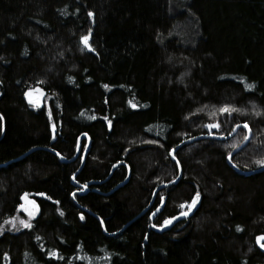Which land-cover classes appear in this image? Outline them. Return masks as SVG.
<instances>
[{
    "label": "trees",
    "instance_id": "16d2710c",
    "mask_svg": "<svg viewBox=\"0 0 264 264\" xmlns=\"http://www.w3.org/2000/svg\"><path fill=\"white\" fill-rule=\"evenodd\" d=\"M261 159L264 0H0V264H264Z\"/></svg>",
    "mask_w": 264,
    "mask_h": 264
},
{
    "label": "snow or ice",
    "instance_id": "6c2138e0",
    "mask_svg": "<svg viewBox=\"0 0 264 264\" xmlns=\"http://www.w3.org/2000/svg\"><path fill=\"white\" fill-rule=\"evenodd\" d=\"M89 15H92V13H89ZM90 36H91V32L89 31V33L83 37H81L85 47L87 48H90L92 51H95V48L92 47L91 43L89 42L90 40ZM105 87H107V85H105ZM248 88H254L255 87V84L252 83V84H248L247 85ZM41 93L43 92V89H38ZM31 89L29 90V92H26L25 95L29 97L30 99V102H33L35 103V101H32V97H31ZM131 103V102H130ZM133 107H137L136 104H133ZM199 111V109H198ZM233 111H240V109H236L234 108L233 106L231 105H224L222 108H220V112H228V113H231ZM51 114V113H50ZM262 113L260 112H257L256 115H261ZM107 119V118H105ZM109 123H111L109 121ZM209 128H212V127H216V128H219L220 127V124L217 122L215 125H208ZM245 127H247V124H245ZM53 128H55V124H53ZM245 139H247V137H245ZM229 159H231V154H229ZM259 164L261 165H264V159H261L258 161ZM75 179V177H73ZM85 187H87V185H85ZM73 195H75V193H73ZM199 198V193H197L196 197L192 200V203H191V207H194L197 200ZM57 203H59L57 201ZM184 205H181V207H183ZM21 207H23V205H21ZM191 207L189 208V211L191 210ZM32 215H35V213H30ZM188 213L187 212H184L182 213V215H187ZM81 218H83V215H81ZM14 219V218H13ZM176 217H171V218H168L165 220V224H170L172 222V220H175ZM21 223L24 224L25 227H31L32 225L30 223H27L25 221H22ZM161 227H163V225H161ZM258 239H264V237H258ZM261 247H264V243L261 244ZM50 256H59V253L58 252H50L49 253Z\"/></svg>",
    "mask_w": 264,
    "mask_h": 264
},
{
    "label": "water",
    "instance_id": "95a60500",
    "mask_svg": "<svg viewBox=\"0 0 264 264\" xmlns=\"http://www.w3.org/2000/svg\"><path fill=\"white\" fill-rule=\"evenodd\" d=\"M31 97H32V100H34V99L38 98L39 96L37 94L31 93ZM28 99H29V97H28ZM239 127H243V128H245L247 130V139H245V141L237 149H235L232 152V154L238 153L240 150H242L248 144V142L251 139V130H250V128L248 126L245 127V124L242 123V124H239L235 128V130L233 131V133H231L229 136H227V137H220V138H229V137L233 136L236 133V131L238 130ZM83 138H85L87 140V146H86V149H85V152H84V156H86L88 154V152H89L91 142H90V137L88 135L84 134L79 139V146L78 147L81 146V141H82ZM74 159H75V157H74ZM116 167H117V165H115L112 170H114ZM179 168H180V173H181V167H179ZM263 169L264 168H262V170ZM125 181H127V180H125ZM166 185H168V184H166ZM166 185L160 186L159 188H157L156 191H158L161 187H165ZM22 203H23V206H26V207H32L33 206L32 202L30 201V199L27 198L26 195H23V197H22Z\"/></svg>",
    "mask_w": 264,
    "mask_h": 264
},
{
    "label": "rangeland",
    "instance_id": "374dc122",
    "mask_svg": "<svg viewBox=\"0 0 264 264\" xmlns=\"http://www.w3.org/2000/svg\"><path fill=\"white\" fill-rule=\"evenodd\" d=\"M33 94H34V93H33ZM37 95H39V94H37ZM36 99H37V98H36ZM34 100H35V99H34ZM244 141H245V140H244ZM244 141H243V142H244ZM243 142H242V143H243ZM242 143H241V144H242ZM241 144H240V145H241ZM240 145H239V146H240ZM239 146H238V147H239ZM238 147H237V148H238ZM237 148H236V149H237ZM172 153H174V151H173ZM28 208H31V207H28ZM10 225H11V226H12V225H20V221L16 219V220H14V223H11Z\"/></svg>",
    "mask_w": 264,
    "mask_h": 264
},
{
    "label": "bare ground",
    "instance_id": "6f19581e",
    "mask_svg": "<svg viewBox=\"0 0 264 264\" xmlns=\"http://www.w3.org/2000/svg\"><path fill=\"white\" fill-rule=\"evenodd\" d=\"M173 154V153H172Z\"/></svg>",
    "mask_w": 264,
    "mask_h": 264
}]
</instances>
